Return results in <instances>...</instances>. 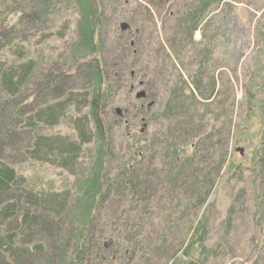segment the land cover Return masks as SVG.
I'll return each mask as SVG.
<instances>
[{"label":"rangeland","instance_id":"rangeland-1","mask_svg":"<svg viewBox=\"0 0 264 264\" xmlns=\"http://www.w3.org/2000/svg\"><path fill=\"white\" fill-rule=\"evenodd\" d=\"M87 1L96 7L100 20L97 28L99 48L94 58H103L108 65H113V57L116 56L121 65V69L115 72L116 88L112 89L113 94L108 95L106 101V117L113 126L107 128L105 140L109 146L104 150L109 152V158H114L111 166L107 165L106 171L114 170L116 159L123 163L125 157L132 155L133 137L155 142L156 147L155 176L152 179L154 184H150L147 189L148 193L153 194V214L145 218L154 229L150 235L152 240L147 241L148 247L143 255L135 256L133 260L128 256L122 264H169L175 252L174 258L179 257L177 260H181L180 250L186 246L194 232L202 234L203 230V245L211 252H205L201 264H264V218L263 230H260L256 225L258 215L255 188L257 186L263 193L261 212L264 215V175H256L258 167L254 160V151L259 144L257 132L260 123L255 116L246 121L248 112L243 98L244 84L250 70L255 68L253 60L259 51L256 32L258 26L264 24V0H229L227 5L221 6V15L217 12L212 14L215 19L207 27L208 32L216 34V31H223L225 34L217 35L213 54L205 66L201 88L204 94L194 89L193 81L198 68L196 57L200 58L199 52L204 44L202 28L206 22L193 32V43L182 47L183 41L179 40L181 20L188 11L190 0ZM16 2L19 4V0ZM9 3L14 4L12 0H0V4ZM51 3L53 12L43 17L41 30L32 32L24 43L29 55L41 60L39 71L42 75L72 65L74 58L79 56L77 53L71 59L70 47L78 38V26L85 11L84 7H79L77 0H51ZM18 4L12 7L13 11L5 14V20L17 17ZM143 7L150 9V19ZM221 16L227 22L225 27L220 21ZM67 22L68 26L64 27ZM121 22H129L132 29L127 23L128 28L120 30ZM47 32L54 33L39 42L38 37ZM223 37H229L228 47ZM131 40L137 42L136 46L129 45ZM226 48L233 55L243 52L237 69H233V59L227 55ZM94 54L82 56L76 63L84 64ZM226 57L230 63L225 61ZM130 68L134 75L129 78L130 72L127 70ZM38 74L32 81L35 84L43 78ZM140 80L143 86L139 85ZM212 81H215L216 93L206 101L205 95ZM33 85L29 86L30 89L34 88ZM178 88H182L185 94L189 89L195 92L192 102L185 100L181 105L178 99H172L171 91ZM141 89H148L150 99L154 100L151 107H147V100L134 97ZM260 96L264 102V88ZM168 104L171 107L166 110ZM114 108L123 110L120 118L113 112ZM85 111L86 108L78 113L71 110L69 115ZM178 128H181V133L191 132L190 136L175 144L169 138L173 145L166 147L163 140L171 133L178 135ZM207 128L214 130L211 140L206 145L201 143L198 149H195L196 146L189 148L187 139L196 142L198 138L191 136H198ZM42 130L49 135L76 136L72 120L67 119L53 126H45ZM25 136L22 133L13 147L15 149L8 150L12 152L11 161L17 171L33 183L36 191L60 192L70 197L67 198L70 205L78 195L81 199L77 184L90 175L98 149L96 144L87 145L77 161L76 171L70 173L53 162L30 157L23 146L35 136L31 132L29 139ZM239 148H242L241 152ZM225 151L227 161L217 171L218 162ZM195 152L194 164H184V160ZM174 153L182 157V162L174 163ZM237 164L240 167L233 168ZM202 198L205 199L201 202ZM127 207L128 203L122 206ZM78 221L73 225L74 230L82 227V220ZM101 224L107 236L114 233L116 226L113 223L101 221ZM96 230L95 227L92 229L93 232ZM58 239L59 243L66 244L68 241L66 245L69 253L76 246L74 237L71 239L70 235L64 234ZM166 254L170 257L167 261ZM41 258L42 254H36L26 264H42Z\"/></svg>","mask_w":264,"mask_h":264},{"label":"trees","instance_id":"trees-1","mask_svg":"<svg viewBox=\"0 0 264 264\" xmlns=\"http://www.w3.org/2000/svg\"><path fill=\"white\" fill-rule=\"evenodd\" d=\"M228 1L190 0L187 4L188 11L181 20L179 40L183 41L182 47L193 43V32L200 24L206 22L205 27L202 28L204 44L199 52L200 58L196 57L198 68L193 81L194 89L202 94L205 93L201 90L202 76L207 61L213 54L214 41L217 35L225 34L223 31L210 34L207 27L215 19L212 14L217 12L221 15V6L227 5ZM12 2L13 5L0 4V264H26L36 254H42V264H122L128 256L133 260L135 256L145 253L148 247L147 241L152 240L150 235L154 233V229L149 226L145 218L153 214V194L148 193L147 189L150 184H154L152 179L155 176L156 147L155 142H146L133 137L132 155L125 157L123 163L119 162L120 159H116L117 166L114 170L106 171L107 165L111 166L114 159L109 158V152L104 150L107 145L109 146L108 141L105 140L107 128L111 129L113 126L106 117L108 116L106 101L108 95L113 94L112 89L116 88L115 72L121 69V65L117 62L116 56L113 57V65H108L103 58L102 60L94 58L96 55L94 53H97L99 48L97 28L100 26L96 7L90 1L77 0L79 7L81 6L82 9L84 7L85 11L78 26V38L70 47V58L78 55L77 53L79 56L74 58L72 65L42 75L39 71L41 60L30 56L24 43L28 41V36L32 32L41 30L43 17L53 12L51 0H19V4L16 0ZM16 4H18L17 9L15 8L17 17L13 20H5V14ZM216 6V9H212ZM143 9L150 19V9L146 7ZM144 17L146 19V16ZM168 17L172 18V16ZM221 18L220 21L225 27L227 22L222 16ZM127 23L131 28L132 25ZM63 26L67 27L68 22ZM60 31L59 34L62 36L63 32ZM51 33L54 32L42 33L38 37L39 42L45 40ZM223 38L228 47L229 37ZM256 39L259 51L253 60L255 68H252V62V69L244 84L243 98L248 112L246 121L255 116L260 123L257 132L259 144L254 151L256 157L254 160L258 167L256 175L263 177L264 102L260 93L264 88V24L258 26ZM136 44L137 42L133 40L129 43L131 47ZM226 50L227 55L233 59V69H237L243 58V52L239 51L238 54L233 55L227 48ZM89 53L94 54L89 61L84 64L76 63L78 58L85 57ZM225 61L230 63L228 57ZM110 67L112 68L109 70ZM127 71L130 72L129 78L134 75L131 68ZM37 73L43 78L41 82L35 84L32 81ZM235 77L238 79L237 76ZM214 82L209 85L208 94L205 95L206 101L212 99L216 93ZM32 84L34 88L30 89L29 86ZM139 85L143 86L142 80L139 81ZM143 91L145 95L139 99L147 100V107H151L154 100L150 99L148 89ZM171 93L172 99H178L181 105L185 100L192 102L195 98V92L190 89L187 94L182 88L173 89ZM170 107L171 105L168 104L166 110ZM82 108H86L87 111L69 115L71 110L78 113ZM116 115L120 118L123 110L120 109V114L116 113ZM63 119L72 120V127L76 131L74 138L43 132L42 128L45 126L56 125ZM177 131H180L178 135L171 133V136L163 140L166 147L173 145L170 143L171 140L175 144L186 140L191 134V132L181 133V128ZM30 132L35 138L27 143L21 142L24 143L23 148L28 151L27 154L36 160L53 162L70 173L76 171L77 161L84 154L87 145L96 144L98 149L91 165L90 175L77 184L81 199L78 195L70 205L68 200L70 197L60 192L52 193L41 189L36 191L33 183L28 182L27 178H24L13 166L12 152L9 153L8 150L18 143L22 133L28 138ZM213 132L214 130L207 128L203 133L201 131L200 135L191 136V138L197 137L198 140L195 142L187 139L189 141L187 146L189 148L196 146L195 149H198L201 143L206 145V142L211 140ZM226 155L225 151L218 162L217 171L226 163ZM195 158L196 152L186 158L184 164L193 165ZM172 159L174 163L182 162V157L178 153H174ZM237 166L238 164L233 168ZM255 188L258 215L256 225L263 230L264 215L261 212L263 193L257 186ZM126 203H128L127 209L122 208ZM78 219L82 220V227L74 230L73 225L79 222ZM101 221L116 226L112 235L107 236L104 233ZM94 227L97 230L93 232ZM64 234L70 235L71 239L74 237L76 246L71 253L66 245L68 241L66 244L59 243L58 238ZM204 234L205 230L202 234H198V231L194 232L186 246L181 249L182 251L180 250L181 260H177L179 257L174 258L175 252L169 264H201L205 252H211L203 245ZM169 258L167 256L165 260Z\"/></svg>","mask_w":264,"mask_h":264},{"label":"water","instance_id":"water-1","mask_svg":"<svg viewBox=\"0 0 264 264\" xmlns=\"http://www.w3.org/2000/svg\"><path fill=\"white\" fill-rule=\"evenodd\" d=\"M119 28H120V30L124 31V30H126V29L128 28V24H127L126 22H121V23L119 24ZM144 95H145L144 91H143V90H139V91H137V92L135 93L134 97H135L136 99H139V98L144 97ZM115 112H116L117 114H120V108H115ZM239 150H240V152H241V151H242V148H239Z\"/></svg>","mask_w":264,"mask_h":264}]
</instances>
